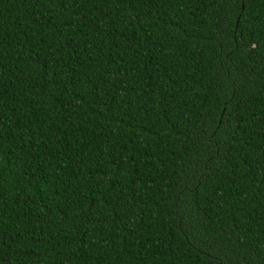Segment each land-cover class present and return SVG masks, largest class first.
<instances>
[{
  "label": "trees",
  "instance_id": "trees-1",
  "mask_svg": "<svg viewBox=\"0 0 264 264\" xmlns=\"http://www.w3.org/2000/svg\"><path fill=\"white\" fill-rule=\"evenodd\" d=\"M0 264H264V0H0Z\"/></svg>",
  "mask_w": 264,
  "mask_h": 264
}]
</instances>
